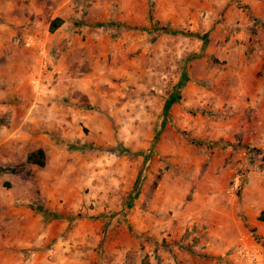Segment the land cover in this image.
Here are the masks:
<instances>
[{"label":"rangeland","instance_id":"obj_1","mask_svg":"<svg viewBox=\"0 0 264 264\" xmlns=\"http://www.w3.org/2000/svg\"><path fill=\"white\" fill-rule=\"evenodd\" d=\"M219 1L0 0V264H160L154 255L161 245L168 250L161 224L192 218L188 207L202 201L208 158L223 142L207 133L227 118L209 113L206 123L189 110L191 62H206L222 89L227 82L240 87L235 66L208 49L258 36L254 24L250 36L224 32L226 8L249 6L226 0L222 8ZM56 17L65 26L50 32ZM37 77L50 91L35 100ZM172 94L181 99L165 109ZM34 100L43 107L31 111L34 126L18 118L9 136L10 107ZM29 143L44 153L34 154L43 163L32 170L20 156ZM235 170L241 185L246 171H229L227 188L238 199ZM194 243L172 245L186 253L170 254L172 263L200 264L205 251Z\"/></svg>","mask_w":264,"mask_h":264},{"label":"crops","instance_id":"obj_2","mask_svg":"<svg viewBox=\"0 0 264 264\" xmlns=\"http://www.w3.org/2000/svg\"><path fill=\"white\" fill-rule=\"evenodd\" d=\"M219 2L222 8L227 4L226 0ZM244 3L249 7L244 9L229 5L226 8V10L229 9L227 10L229 15L227 12L226 14L223 12V16H230V18L224 17L219 26L224 32H230L234 28L237 29L235 35L250 36L254 24L255 27H259L258 36L251 43L245 40L236 42V39H231L222 43V50H220L221 46L216 48L211 43L210 49H208V53L214 54L220 61H225L228 66H235L239 73L237 82L240 87H234L235 82H227L230 86L225 84L222 89L219 75L211 74L212 70L206 68V62L202 64L198 60L191 62L192 66L186 75L185 99L188 103L190 102L189 106L193 108L189 110L197 112L201 120H205L206 123H212L205 116L209 113L218 112L220 117L227 118L218 124H212L211 131L206 132L209 137H221L223 142L222 144H220L221 142L215 144L214 151L208 158L207 178H205V184L199 192L202 201H193L188 207V214L192 218H178L175 224L172 223L171 219L164 220L165 223L161 224L165 230L163 236L168 243L166 245L168 250L161 245L157 255H154L155 258L158 255L160 256L159 259L163 258L160 264H173L171 261L173 258H170V254L186 256L184 252H176L175 246H172L179 243L182 238H185V241L197 240L198 243H194L193 247L196 245L197 248L201 247L205 251L202 254L203 261L200 264H219L218 259L222 261L220 264H224L223 259L225 264H251L238 251V248H244L256 256L258 253L262 257V264H264V0H246ZM232 7H235L236 10ZM218 13L219 11H216L213 16L218 15ZM209 20L213 22V19ZM63 23L59 27H64L65 24ZM201 24L206 25V19ZM63 41L61 40L56 45L60 48L65 47ZM67 42L66 47L71 48L72 43ZM248 46L251 50L246 52ZM35 80H38V77ZM250 80L253 82H249ZM67 83H65L66 88H76L75 84ZM198 83L210 84L211 87L196 86ZM48 91L50 90L43 79L36 81V86L33 88L35 100L39 98L38 95L42 92L47 95ZM35 100L31 103L28 101L25 106L19 107H24L23 109L10 107L11 129L9 136L15 134H11V132L13 129L17 130L18 118L21 119V124H24L25 127L34 126L28 123L34 120L31 111L43 112V107L36 104ZM178 101L176 100L169 106L173 108L174 105L175 108ZM35 105V108L38 109L33 110ZM36 118L39 119L40 125L46 126L47 120L42 119L43 116ZM26 138L32 141L30 137ZM237 139L238 141H236ZM12 145L18 144L13 142ZM41 146L39 144V147L36 148L41 149ZM36 148L34 143H29V147L25 146L24 151H22L29 152L28 155L20 153L24 159L23 165L26 170H32L33 166L37 164L28 159V156ZM244 150L247 158L253 156L257 162L248 163L243 159ZM16 151L18 150L16 149ZM9 166L15 165L9 163ZM240 166H243L246 171L243 177L246 178V181L237 191L239 195L236 199L233 198L234 195L230 194L227 184L231 168ZM142 228L147 229L149 227ZM184 232H186L187 237L184 236Z\"/></svg>","mask_w":264,"mask_h":264},{"label":"trees","instance_id":"obj_3","mask_svg":"<svg viewBox=\"0 0 264 264\" xmlns=\"http://www.w3.org/2000/svg\"><path fill=\"white\" fill-rule=\"evenodd\" d=\"M62 22V19L61 18H59V17H56V18H54L52 21H51V24H50V26H49V31L50 32H52V31H54L58 26H59V24ZM179 99V95L178 94H172V95H170L167 99H166V101H165V109H167L168 108V106L170 105V104H172L173 102H175L176 100H178ZM39 153V155H43V151L41 150V149H38L37 151H34V152H31V154H30V156H28V159H30L32 162H34V163H37V164H42L43 162L42 161H36V160H34L33 158V156H34V154L35 153ZM263 219H264V217H263Z\"/></svg>","mask_w":264,"mask_h":264},{"label":"built area","instance_id":"obj_4","mask_svg":"<svg viewBox=\"0 0 264 264\" xmlns=\"http://www.w3.org/2000/svg\"><path fill=\"white\" fill-rule=\"evenodd\" d=\"M241 175L238 172V170H235V173L233 175V180H232V188H237V190L240 188L241 185ZM240 181V183H239ZM238 251L249 260L252 264H259L258 258L256 255L251 254L249 251H246L244 248H238Z\"/></svg>","mask_w":264,"mask_h":264}]
</instances>
